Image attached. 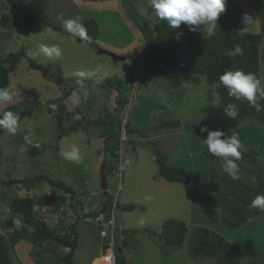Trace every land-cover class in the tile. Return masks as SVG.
<instances>
[{"label": "rangeland", "instance_id": "374dc122", "mask_svg": "<svg viewBox=\"0 0 264 264\" xmlns=\"http://www.w3.org/2000/svg\"><path fill=\"white\" fill-rule=\"evenodd\" d=\"M103 1L93 5L79 0H69L70 4L63 3V0H15L17 7L33 11L39 18L57 24L62 30L58 33L44 29L41 33L23 36L15 30L20 14L17 16L7 0H0V18L3 15L16 18L6 24L7 28L0 26V58L23 50L42 67L35 71L29 68L26 60H21L10 75L13 101L0 104V112L12 105L20 109L32 108V116L18 123L15 135L5 132L0 136V233L4 237L9 235L4 225L10 214L9 201L22 198L21 193L27 194L23 198L34 200L49 195L59 196L62 190L47 184L59 180L73 191L64 197V208L55 213L61 216V220H51V215L44 213L46 207L41 204L35 206L34 213L39 220L44 219L50 229L60 226L57 233L61 236L74 228L78 241L74 264H98L101 256L106 259V264H112V256L107 254L112 249L114 259L116 251L130 264H217L212 259L192 260L187 241L180 250L163 256L142 231H157L162 223L171 219L183 221L188 234L196 226L219 232L241 249L242 264H247L255 256V263H262L264 222L250 219L241 229L228 231L221 225L219 210L199 201L193 194L195 187L218 181L224 171L221 158L211 156L203 143L207 133L200 132L207 123L203 109L218 104L217 91L204 81L193 87L189 77L181 76L182 85L173 88L166 74L152 78L146 72L140 73L143 38L131 21L126 1L116 0L108 7L109 0ZM128 1L133 10L143 18H149L152 26L160 21L148 0ZM228 1L241 6L240 35L262 33L255 12L257 0ZM85 4L88 6L86 9L83 7ZM246 16L250 19L245 20ZM90 19L99 25V36L95 40H87L92 46L65 31L63 26L67 20L84 24ZM200 27L201 31L191 32L184 24L173 34L176 46L185 49L189 37L199 40L208 36L202 31L203 26ZM177 33H182L179 40ZM262 35L260 75L264 85V33ZM39 43L59 45L62 50L60 59L52 62L43 56L31 58L29 52H35ZM166 49L161 44L157 51L165 52ZM99 50L123 56L125 61L114 62L110 57L99 54ZM105 70L107 76L102 83L95 84L96 77L103 75ZM78 71L94 74L91 79H86L87 89L84 91L76 82L78 77L75 73ZM107 82H111L112 87L120 86L126 105L119 114L122 128L118 151L104 160V135L93 125L95 121L105 122L108 119L105 114H113L115 109L117 93L107 86ZM65 92L70 95L62 102L64 112H60L55 102L63 98ZM177 121L180 122L179 128L167 126ZM186 124H190V128L186 129ZM209 126L207 123L210 131L215 130ZM230 130L235 131L241 140L240 151L250 148L256 151L257 159L253 164L257 166L237 161V179L255 189L256 176L252 173L258 170L264 179V125L249 119L235 129L222 131L230 135ZM34 145L47 146L46 153L30 157L28 153ZM73 149L78 150L79 159L66 160L64 153ZM158 153L164 154L169 164L188 171L190 182L183 185L160 178L156 163ZM103 161H107L106 190L101 188ZM20 180H30L33 188L28 190L20 183L8 184ZM124 205L135 209L124 211L121 209ZM105 207L106 211H101ZM94 211L98 215H93ZM111 215L114 224L108 228L106 222ZM95 219L101 221L95 222ZM12 252L16 264H33L30 259L33 246L29 242L12 243ZM64 252L66 249L60 247L54 255L61 259Z\"/></svg>", "mask_w": 264, "mask_h": 264}, {"label": "trees", "instance_id": "16d2710c", "mask_svg": "<svg viewBox=\"0 0 264 264\" xmlns=\"http://www.w3.org/2000/svg\"><path fill=\"white\" fill-rule=\"evenodd\" d=\"M124 1H126L131 14V21L136 29L141 32L143 38L140 73L146 72L152 78H158L166 74L173 88H179L182 85L181 76H183L190 78L189 83L193 87L204 81L207 86L215 89L218 95V104L207 106L203 109L207 115V123L215 130L235 129L249 119L264 125V100L258 99L261 107L257 110L249 105L246 100L238 102L229 98L225 88L213 87L219 81L220 75L226 70L251 72L260 81L262 80L260 75V52L262 51L261 43L263 40L262 34L264 33V0H257L255 6L262 33L240 35L238 26L241 20V6L225 0V12L218 19L216 35L206 36L199 40L189 37L187 43L189 48L186 47L185 49L176 46L172 38L173 34L184 25L183 23L179 29L175 30L169 28L166 21H159L152 26L148 20L149 18H143L138 12L133 10V6L128 0ZM7 3L10 8L17 12V16L20 14V18L15 25L16 33L19 35L27 36L30 33H41L44 29H52L55 32L62 33L60 26L47 19L39 18L33 11L25 7H17L15 0H7ZM15 19L3 15L0 18V26L7 28L6 24ZM83 25L87 29V34L91 40H95L99 36V27L94 19L86 21ZM85 42L88 45H92L90 41L86 40ZM161 44L167 47L165 52L163 50L157 51ZM237 45L243 49L244 54L229 58L227 52L234 50ZM23 59L28 62L30 69L35 71L42 69L41 65L36 64L23 50L9 53L4 58H0V88H8L10 86V75L16 71ZM87 82L88 80L84 81V88L79 87L81 91L87 89ZM110 84L111 82H107V86L117 93L114 112L113 114H105L108 115V119L105 122L98 123L95 121L96 123L93 125L100 128L101 134L104 135V160H107L111 155H115L119 147L120 129L122 128L119 114L126 105V99L122 96L119 89L120 86L112 87V84ZM64 94L63 98L61 97L55 102L60 112H64L62 102L70 95L66 92ZM229 103H234L238 106V114L234 120L223 113L224 108ZM5 111L19 113L20 121L32 116V108L20 109L16 105L5 108L0 114ZM167 126L176 129L180 127V122L169 123ZM184 127L186 129L190 128V124H186ZM4 133L5 131L0 129V136ZM46 149L47 146L45 145H34L30 148L28 155L36 157L44 153ZM241 154L239 161L252 163L253 166H257V164H253L255 159H257L255 158L256 151L254 149L250 148L248 151H241ZM156 163L159 177L166 182L183 185H187L190 182L191 176L188 171L169 164L164 154H157ZM252 174L256 176L257 186L255 189L249 184H242L237 178L233 179L228 173L223 171L219 175L218 181L195 187L193 194L199 201L214 205L219 210L221 225L228 231L241 229L250 219L264 222V212L250 207L252 200L256 196L264 195V179L258 170ZM29 181H10L8 184L20 183L29 190L34 186ZM47 184L62 190L61 194L59 196L39 197L38 200L36 199L37 201L34 198L26 197L15 198L8 202L10 214L4 225L9 230V235L4 237L0 233V264H16L15 255L12 252V243L21 240L27 241L33 246L31 258L29 257L33 264H74L73 256L78 247L74 228L72 227L68 234L61 236L50 229L43 220H39L34 213L35 206H39V204L56 213L63 208L62 201L64 197L67 194H73V191L59 180L50 181ZM106 209L105 207L101 211H106ZM121 209L132 212L135 207L124 205ZM92 214L98 215V212L94 211ZM16 219L22 222V227L19 230L14 226ZM142 232L148 235L149 239L165 257L180 250L184 242L187 241L189 255L192 260L212 259L217 264H242V252L237 246L229 242L221 234L203 226L193 227L188 234L187 226L183 221L171 219L162 223L157 231L145 229ZM50 246L54 248H50ZM60 247L66 249V252L60 256L61 259L54 255L56 249ZM116 248L118 249L119 247ZM121 255V253L115 251V264H130ZM255 258L256 256L249 259L247 264H264V260L262 263H255L257 260Z\"/></svg>", "mask_w": 264, "mask_h": 264}, {"label": "clouds", "instance_id": "9594fccd", "mask_svg": "<svg viewBox=\"0 0 264 264\" xmlns=\"http://www.w3.org/2000/svg\"><path fill=\"white\" fill-rule=\"evenodd\" d=\"M115 1L116 0H114V2ZM148 2L149 6L155 13V16L160 21H166L169 28L173 30L179 29L183 23L188 26L189 31L197 32L201 31L200 26H203L202 31L204 33L206 32L208 36L216 35L218 19L220 15L225 12V0H148ZM94 3H96V1ZM38 4L42 6V4ZM247 19L250 18L246 16L245 20ZM63 26L65 31L73 34L81 41L90 40V37L87 34V29L82 23L76 20H67L64 21ZM181 35L182 33H177V40H179ZM88 46L92 45L89 44ZM243 54V49L239 45L235 46L234 50L227 52V56L229 58H232L236 55L242 56ZM61 55L62 50L60 46L56 44L48 45L45 43H39L36 46L35 52H29V56L33 59L43 56L52 62L58 61ZM75 75L78 77L76 81L77 84L81 88H84V81L86 79H91L94 74L90 72L78 71L75 73ZM106 76L107 71L105 70L103 75L96 77L95 84L99 85L102 83ZM213 87L225 88L229 98H232L238 102H243L246 100L249 105L256 108L257 110H259L261 107V105L258 103V99L264 100V85H262L260 79H258L255 74L251 72L246 73L242 70H226L222 75H220L219 81L215 83ZM13 98L14 94L11 91V86L8 88H0V104L10 103L13 101ZM223 113L228 118L234 120L238 114L237 104H227L223 110ZM19 121V113L5 111L0 114V129H3L8 134L15 135L18 129ZM200 132L207 133V138L202 140L207 148L208 153L213 157L221 158L224 172L228 173L233 179H236L238 172L237 161L241 159L242 155L241 151L239 150L241 149V140L238 134L233 130H230V135L227 132L221 131L219 129L210 131L207 125L201 127ZM21 151H23V148H21ZM64 158L68 161L78 160V150L73 149L70 152H65ZM250 207L252 209L259 210L260 212H264V195L256 196L252 200ZM103 217L106 218L105 215ZM98 221H101V219H95V222ZM109 222L114 224L112 215L111 219L108 220L106 224ZM14 226L18 230L21 229V220L16 219L14 221ZM103 250H106V247H103ZM107 254L112 255V264H115L113 249L111 253Z\"/></svg>", "mask_w": 264, "mask_h": 264}, {"label": "crops", "instance_id": "0c3cea01", "mask_svg": "<svg viewBox=\"0 0 264 264\" xmlns=\"http://www.w3.org/2000/svg\"><path fill=\"white\" fill-rule=\"evenodd\" d=\"M106 0H104L103 2H105ZM96 2H99V0H96ZM116 2V1H115ZM114 0H109V3L110 4H108L107 5V7L108 6H112L114 3ZM63 3H66V4H70V2H69V0H63ZM84 3V2H83ZM89 4H93V5H95V3H89ZM85 9L88 7L86 4L83 6ZM79 96V95H78ZM82 103V102H81ZM81 103L80 104H78V106L79 105H81ZM46 151H47V149H46ZM46 151L44 152V153H46ZM44 153H42L43 155H44ZM27 192V191H26ZM28 193V192H27ZM61 194V193H60ZM27 194H23V193H21V195L20 196H22V198H23V196L25 197ZM65 201H66V199H65ZM63 208H64V206H63ZM45 210H44V213L45 214H50L51 215V217H49L51 220H53L54 219V221H56V220H61V219H59L61 216H57L55 213H51V211L49 210H47L46 208H44ZM63 219V218H62ZM43 221L45 222V220L43 219ZM62 222H64V220H62ZM61 222V223H62ZM46 223V222H45ZM249 224H251V223H249ZM47 225V224H46ZM256 225V224H255ZM48 226V225H47ZM0 227H1V219H0ZM56 228L55 229H53V230H55L56 232H58V228L60 227V226H55ZM260 227H258L257 228V230L259 229ZM215 232H217V231H215ZM217 233H219V232H217ZM220 234V233H219ZM228 240V239H227ZM22 249H23V253L25 252V250H24V246L22 247ZM241 250V249H240ZM104 256H102V258H101V260H100V262L98 263V264H106V259L105 258H103ZM93 264H94V262H93Z\"/></svg>", "mask_w": 264, "mask_h": 264}, {"label": "water", "instance_id": "95a60500", "mask_svg": "<svg viewBox=\"0 0 264 264\" xmlns=\"http://www.w3.org/2000/svg\"><path fill=\"white\" fill-rule=\"evenodd\" d=\"M80 1L93 2L95 0H80ZM98 53L101 54V55H106V56L110 57L112 59V61H114V62H123V61H125V58L123 56H118V55H115L113 53H110V52H107V51H104V50H99ZM209 127H211V126H209ZM56 151H58V150L56 149ZM106 165H107V161H103V164H102L101 169H100L101 188L103 190L104 189L106 190V187H107L106 176H105Z\"/></svg>", "mask_w": 264, "mask_h": 264}, {"label": "built area", "instance_id": "2783aa9c", "mask_svg": "<svg viewBox=\"0 0 264 264\" xmlns=\"http://www.w3.org/2000/svg\"><path fill=\"white\" fill-rule=\"evenodd\" d=\"M116 153H117V152H116ZM108 225H109V227H110V226H111V222H109ZM112 230H113V229H111V237H112ZM111 245H112V244H111Z\"/></svg>", "mask_w": 264, "mask_h": 264}, {"label": "bare ground", "instance_id": "6f19581e", "mask_svg": "<svg viewBox=\"0 0 264 264\" xmlns=\"http://www.w3.org/2000/svg\"><path fill=\"white\" fill-rule=\"evenodd\" d=\"M96 1V0H95ZM95 1H93V2H95ZM112 256V255H111ZM112 262H113V260H112Z\"/></svg>", "mask_w": 264, "mask_h": 264}]
</instances>
